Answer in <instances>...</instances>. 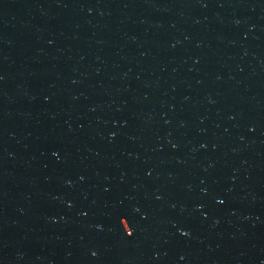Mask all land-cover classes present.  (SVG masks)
<instances>
[{
	"label": "water",
	"instance_id": "water-1",
	"mask_svg": "<svg viewBox=\"0 0 264 264\" xmlns=\"http://www.w3.org/2000/svg\"><path fill=\"white\" fill-rule=\"evenodd\" d=\"M0 264H264V0H0Z\"/></svg>",
	"mask_w": 264,
	"mask_h": 264
}]
</instances>
